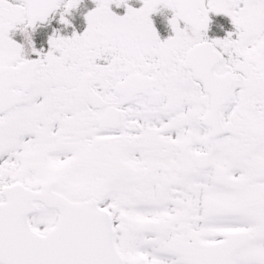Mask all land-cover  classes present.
<instances>
[{"label":"snow or ice","instance_id":"1","mask_svg":"<svg viewBox=\"0 0 264 264\" xmlns=\"http://www.w3.org/2000/svg\"><path fill=\"white\" fill-rule=\"evenodd\" d=\"M80 2L0 0V264H264V0Z\"/></svg>","mask_w":264,"mask_h":264},{"label":"flooded vegetation","instance_id":"2","mask_svg":"<svg viewBox=\"0 0 264 264\" xmlns=\"http://www.w3.org/2000/svg\"><path fill=\"white\" fill-rule=\"evenodd\" d=\"M132 3H135L136 0H130ZM130 2V3H131ZM120 14H123V11H118ZM87 11H72L71 15L68 16V19L72 21V24L75 26V31L77 32H82L85 28H86V20H85V15H86ZM56 15V19L58 21L59 19V15L58 13L55 14ZM165 15H170V13H164V14H154L153 19L156 20L157 26L160 28V32H161V37L162 38H166V36L168 35V32L165 31V27H164V22H165ZM218 22L220 23V18H217ZM225 28H230V23L228 24H224L222 23ZM57 27L60 30V33L62 35H68L70 36L72 34L73 28L72 27H66L64 25H60L58 24L56 21H53V25ZM51 33V29L48 26H39L37 28L36 31V38H37V44L38 47L40 46H44L45 50L47 48L46 45V34H50ZM212 34H216V35H223V33L219 32V30H216L214 33H210V35ZM15 38L17 39H22V34H17L15 36Z\"/></svg>","mask_w":264,"mask_h":264},{"label":"rangeland","instance_id":"3","mask_svg":"<svg viewBox=\"0 0 264 264\" xmlns=\"http://www.w3.org/2000/svg\"><path fill=\"white\" fill-rule=\"evenodd\" d=\"M81 1H83V3H84V0H81ZM90 2H92L93 3V0H89ZM129 2H131L130 0H129ZM79 4V6L77 7V9L78 8H82V9H84V4ZM135 7H139L140 6V4L139 3H136L135 5H134ZM94 7H95V4H94ZM77 9H76V11H77ZM89 11V10H88Z\"/></svg>","mask_w":264,"mask_h":264}]
</instances>
